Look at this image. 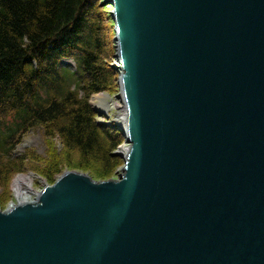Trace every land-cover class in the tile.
I'll use <instances>...</instances> for the list:
<instances>
[{
    "label": "water",
    "instance_id": "obj_1",
    "mask_svg": "<svg viewBox=\"0 0 264 264\" xmlns=\"http://www.w3.org/2000/svg\"><path fill=\"white\" fill-rule=\"evenodd\" d=\"M105 4L119 178L1 207L0 264H264V0Z\"/></svg>",
    "mask_w": 264,
    "mask_h": 264
},
{
    "label": "trees",
    "instance_id": "obj_2",
    "mask_svg": "<svg viewBox=\"0 0 264 264\" xmlns=\"http://www.w3.org/2000/svg\"><path fill=\"white\" fill-rule=\"evenodd\" d=\"M98 2L0 0L2 188L32 161L42 166L34 155L14 156L31 130L42 131L51 143L58 136L67 158L75 153L83 168L104 176L114 169L112 152L123 140L98 124L90 103L92 96L110 92L115 83L109 71L112 48L102 30ZM66 59H73L76 69L66 65ZM59 163L51 174L59 171Z\"/></svg>",
    "mask_w": 264,
    "mask_h": 264
},
{
    "label": "rangeland",
    "instance_id": "obj_3",
    "mask_svg": "<svg viewBox=\"0 0 264 264\" xmlns=\"http://www.w3.org/2000/svg\"><path fill=\"white\" fill-rule=\"evenodd\" d=\"M99 1V2H98ZM97 11L98 15L100 16L102 30L108 40L109 48H112V57L109 63V71L114 74L115 83L112 87L110 92H103L92 96L91 104L96 113V121L98 124L103 125L105 130L108 129L113 136L120 137V133L117 130V119H118V108H114L108 112V114H102L99 108H94L93 104L96 103L95 98L100 96H107L109 97L110 103L117 102V91H116V70L114 69L115 65V39H114V21L110 16L111 6L106 5V0H97ZM97 9V10H98ZM65 64H70L72 68L75 66V62L73 59L67 60ZM117 104V103H116ZM111 124L113 126H107V124ZM109 124V125H110ZM116 126V127H115ZM51 140V139H50ZM46 139L45 134L40 130H31L29 131L22 143L17 147L15 151V157H21L26 154H30L33 159H38L41 161V165L34 164L33 161L30 165L24 168L22 173L13 174L10 177V181L7 184L6 189L2 188V183L0 184V208L6 206L10 203H13L18 200L16 192L14 190V181L18 177H30L32 180V188L34 192L54 183L60 175L68 172L69 170L81 171L86 172L88 176H90L96 182H107L110 180H118L122 161H121V144L117 147L115 151L112 152L114 156V169L110 172L109 175H102V173L96 172L94 168H83L80 166V160L78 159L79 156L75 153L69 155L68 152L63 151V145L60 142L59 137L51 143ZM55 156H57L55 160ZM31 158V157H30ZM60 160L59 163V171L56 174H51L50 169L54 168V164H56ZM30 161V160H29ZM59 175V176H57Z\"/></svg>",
    "mask_w": 264,
    "mask_h": 264
},
{
    "label": "bare ground",
    "instance_id": "obj_4",
    "mask_svg": "<svg viewBox=\"0 0 264 264\" xmlns=\"http://www.w3.org/2000/svg\"><path fill=\"white\" fill-rule=\"evenodd\" d=\"M111 8H112V6H111ZM111 12H113L112 9H111L110 13ZM66 62H67V59L64 60V63H66ZM34 63L36 65H38L36 61H34ZM94 101H96V103L93 104L94 108H96V109L99 108V110L102 114L107 115L108 112H110V110H112L114 108H118L117 104H116L117 102L116 103H110L109 97H107V96H100L98 98H95ZM90 103H91V101H90ZM117 121H118V119H117ZM107 126H110V125L107 124ZM117 126H119V122L117 123ZM120 155H121V152H120ZM14 190L16 192L18 200L34 193V190L32 188L31 178L30 177H21V176L18 177L14 181Z\"/></svg>",
    "mask_w": 264,
    "mask_h": 264
}]
</instances>
